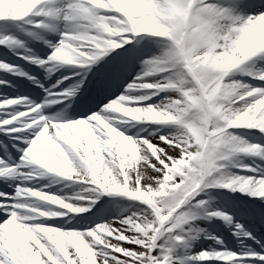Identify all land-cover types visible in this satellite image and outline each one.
I'll return each instance as SVG.
<instances>
[{
    "label": "snow or ice",
    "instance_id": "6c2138e0",
    "mask_svg": "<svg viewBox=\"0 0 264 264\" xmlns=\"http://www.w3.org/2000/svg\"><path fill=\"white\" fill-rule=\"evenodd\" d=\"M16 3L19 5L20 0H16ZM53 3L54 0H38V3L26 14L23 11L15 13L9 11L7 14L0 15V20L19 21L28 18L31 23L35 17H46L58 18L66 24V30L60 34L61 39L53 46L54 50L47 59L33 58L29 54L19 52L17 55L21 59L35 63L38 67L48 69L58 68L59 65L53 62H59L60 65L97 66L94 71L91 68H82V72L91 71V77L88 78L87 83L82 78L71 88L64 85V79H70V77L62 76L50 89L45 90L46 99L40 106L29 99L14 97L0 100V133L11 140L21 142L19 145H12L21 153L18 163L8 164L0 159V179L20 181L16 184L13 193L0 192V213H4L7 217L3 222H0V264H93V259L94 264H177L172 253L178 244H183L187 248L201 234L206 239L223 244V241L218 237L196 226V221L200 218H222L229 224H233L238 237L252 239L250 232L245 231L240 224L234 223L228 215L211 208L209 201L197 199L201 193L209 195L207 190L211 188L239 190L250 193L252 196L264 198V190H262L264 189V176L231 175L226 171L229 162L238 154H258L264 157V146L257 145V149L253 150L251 146L256 144L248 143L238 136L243 141L242 146H248L245 147L248 150L234 154L229 153L224 159L209 158L214 161L212 177L202 180L200 188L164 226L165 229L171 227V231L165 232L164 229H161L160 234L153 238L151 233L141 237L140 233L132 230L133 220L138 219L141 215L147 216L153 210L148 204L132 199L126 190H121L123 187H109L100 180L97 175V167L93 163V155L97 152L100 153L103 157V167L116 183L123 185L125 177L129 176L140 189L147 190L154 185L158 186L163 181L172 163L181 159L185 144L178 143L171 133L161 135L159 128L150 133V138L139 136L132 138L118 130L117 126H113L108 118L109 113L113 112L111 106L113 102H122L124 100L122 98H128V92L121 95L119 99L108 103L102 114H92L90 117L86 116L80 119L68 117L61 119L59 116L46 117L42 108L50 103H59L63 99L75 96L77 92L86 98L120 80L129 71L130 66L139 59L141 53L138 48L126 49L124 53L97 64L99 57L110 49L118 48L120 43L124 42L122 33H148L133 28L123 12L112 8H93L88 0H68L66 6L61 9L52 7ZM212 3L217 12L223 10L222 23L225 25L234 21L238 23L237 17H243L246 20L264 18V0H233L232 4H222L218 0H212ZM244 12H255V14L245 16L241 14ZM85 13L87 14L86 18L90 20L95 17H107L108 24L103 27L90 25L86 29L82 26L84 23L82 16ZM35 23L37 27L55 31V24H46L41 21H35ZM110 28L118 29V31L110 32ZM85 32L87 35H82ZM19 43L12 37L0 39V45ZM66 49L71 50L72 59L68 58ZM258 53H264V51ZM148 60L142 61V71L135 78L134 83L129 86V92L133 89L147 90L141 93L144 100L151 99L152 96L162 92L171 93L158 86L167 73L145 74V65ZM0 69L13 70L3 62H0ZM244 74L253 79L264 80V70H245ZM149 78L154 79L150 80ZM239 82L242 92L252 93L244 95L239 103H242L245 109L251 110L257 100L264 98V87H253ZM141 85H151V87H140ZM57 89L61 90L59 96L56 95ZM161 102L152 106L160 107L162 106ZM147 107L143 106L142 108ZM21 108L23 110H20ZM262 115L264 113L259 114L258 119ZM132 121H146L161 126L174 125L177 128L173 122L143 119ZM243 128L259 129L264 132V128L259 126ZM112 133H122L124 138L138 145L143 159L135 166V171L125 169L123 173L121 172L120 159L123 153L120 152L119 141L113 140ZM231 134L234 135L232 132ZM148 145H153L158 149L156 155L149 151ZM0 146L7 148L4 141H0ZM61 166L66 167L68 172L58 174L57 167ZM233 166L255 171L250 166ZM49 174L89 185L81 193H75L71 197H61L71 205L79 203L86 195L99 199V195L102 194H119L140 202L143 206L137 207L127 216L98 225L95 224L96 217L94 216L81 217V220L88 221L91 226L78 227L80 221H77L76 224L71 223V220L75 219L72 214L84 213L85 207L75 206L78 210L70 211L67 208L56 207L44 200L37 201V196L32 193L45 191L44 188L36 189L25 184V181L38 180ZM183 179H185L183 176H177L176 182L179 183ZM56 182L59 181H54V183ZM181 213L186 214V220L178 219ZM61 217L67 219L60 224H48L49 219L56 220ZM13 228L18 231L14 232ZM18 238L20 243L16 242ZM245 251L248 250L243 249L239 253H233L227 249H207L187 257L186 260L179 261V264H186V262L202 264L209 258L226 261L222 257L229 254L234 257L229 261L230 264H252L250 258L244 256ZM258 259L264 261V253Z\"/></svg>",
    "mask_w": 264,
    "mask_h": 264
},
{
    "label": "rangeland",
    "instance_id": "374dc122",
    "mask_svg": "<svg viewBox=\"0 0 264 264\" xmlns=\"http://www.w3.org/2000/svg\"><path fill=\"white\" fill-rule=\"evenodd\" d=\"M131 1L132 2L138 1L140 3L143 2L142 0H131ZM151 1H153L152 2L153 7L149 17L152 19V21L148 17L147 19L150 22L148 23L144 22L147 25L151 24L148 25L149 28L151 29V32H147L148 34H144V35L128 34V41L130 42L135 40V38H138V40L135 41V43L133 44V47H137L141 53L139 59L136 60L137 64L135 66H138L136 68V71L141 72L143 68L142 61L149 59L145 65L146 72L150 73L151 75L153 74L158 75L161 72L164 73L166 72L164 69L169 68V66L173 64V62L171 61L175 56L176 58L174 60V63H176V66L174 67L175 71L174 72H172V70L167 71L168 72L167 75L163 77L162 81L159 83V85H163L165 90L171 92L168 94L169 95L172 94L171 97L173 98V103L176 105V109L166 111L167 117H171L172 115H174L173 117L184 116V113L186 111H190L188 116L182 117L184 118L183 120H185V123H189L188 130L186 131V129H184L185 127L183 128V126L180 127L177 126L176 129L179 135L180 142H183L185 144V150L183 151V155L181 159L174 161L172 163V166L168 169L163 181H161L158 186L154 185L152 188H149L147 190L138 188V191L142 193V195L134 198L131 197L132 199L139 200L142 203L148 204L150 208L153 210V212H150L147 216L141 215L138 219L133 220L131 224L132 230L140 233L141 237L148 236V234L151 233V236L154 238L158 234H160L161 229H164L165 232L172 230L171 227L165 229L164 226L168 224V222L173 218V216H175L178 213L179 209H181L184 206V204L188 201V199H190L193 196V194L200 188V184L202 180L207 178L208 172L211 171L210 161L208 160V156H207L210 146L205 144L204 141L209 139L208 134L213 132V125L211 124L210 127H208L209 123L207 121L209 120L212 111L216 107V96H214V90H216V84L202 83L203 88L197 87V85H195V83L193 82L194 81L193 76L190 73L185 72L183 68L184 61L181 58L182 49L180 47L172 45L169 42L168 35L165 32L163 35L158 33L159 29H163L164 31L166 30L168 32V25L165 19L166 17H168L167 16V11L169 9L168 4L165 1H160V0H151ZM13 2L14 0H0V15L7 14L9 11L13 13L17 11L24 12L26 8H28V6L30 5L29 4L30 2L26 1L25 2L26 4H23L22 9H17V8L14 9ZM119 2L122 3L125 8L127 7L126 0H119ZM160 3L166 5V8H164L163 10L157 8L156 5ZM199 5H200L199 10L210 20L215 22L216 18L213 15H209L210 14L209 11L212 12V7H213L212 4L202 5L199 3ZM218 19L220 22H222L220 17H218ZM36 21H40V18L36 19ZM132 27L138 31V26L132 25ZM251 27L252 26L246 27L245 30H250ZM250 32L252 33L251 30ZM9 33L10 30L7 29L4 26V24L0 23V35H3V37H5ZM109 34H114V33H109ZM123 34L125 33H122V35ZM13 38L16 40L17 39L20 40V37L15 36V34ZM238 45L239 44L237 43V46ZM97 47H99V45H97ZM186 50L187 51L189 50L187 44H186ZM189 57H192V59L197 60L196 58H193L196 56L190 54V52H189ZM201 62H203L202 56L200 60L193 61L192 63L193 64L192 67L194 69L193 71L197 77H198L197 66ZM248 71H252V68H248ZM232 77L233 76L230 75L229 78L232 79ZM249 78L252 77L245 74L244 80L248 81ZM238 81L245 82L243 80H238ZM228 84H230V81L227 78H225L223 84L221 85L223 87L220 86V90L216 91V95H219L220 92L223 91ZM253 87H262V86L253 85ZM205 91H206V95L208 96L207 100H204L203 98V94ZM241 100L242 99H239L238 97H233L232 101H230L232 107L239 108L242 111L245 110L244 105L242 103H239V101ZM207 104H210V107H208ZM208 108L212 109L210 114ZM261 113H264V98L257 100L255 104L252 106L250 110V118L258 120V116ZM205 128L207 129L206 132L200 131V129H205ZM238 130L239 129L236 130L235 128L230 129V131L234 135L241 137L242 139L245 140V137L243 135L238 134L237 132ZM243 130H249L254 132L261 131L259 129H248V128H244ZM216 135H219V133H217ZM245 141L251 144L260 145L259 143L255 142L256 140H253L252 138L250 139L251 142L249 140H245ZM243 147H248V146H243ZM252 149L256 150L257 148H252ZM262 161H264V157L258 154L249 155V154L241 153L238 154L235 158H233L232 161L229 162V167L226 169V171L228 174L231 175H241L247 177L257 176L255 175L257 171L256 164ZM233 165L250 166L252 169H255V171H248L244 167L233 166ZM95 166L97 167V171L100 172L102 168L98 161H96ZM127 169L129 171H135V161L133 157H131V164L127 167ZM180 169L183 170L180 171ZM184 174H186V176L184 177L185 179L177 183L176 177L183 176ZM101 180L104 183H106L109 187L125 188V186H127V189L129 190H137L138 187L136 184L132 182L131 177L129 176L127 179L125 177V181L123 185L116 183L110 177L109 173L106 174V176L103 177ZM83 189L86 188L76 189L75 193H81ZM226 190L233 191L231 189H226V188H211L207 190L209 195L201 193L200 196L197 197V199L207 200L209 201V205L213 206L212 207L213 209L221 211V209H219V206L221 205L222 201L227 202L223 196ZM235 191L237 193L244 194L248 197H256V196H252L250 193L241 192L239 190H235ZM108 195L109 194L99 195V199H94L93 196L86 195L82 198V200L79 203H74V205H71L65 201L64 204H66V206L70 208V210H74V211L78 210L75 206L85 207L86 210H89L97 201L101 202L102 198H106V196ZM111 195L115 197L119 196L120 199L119 201L115 200L114 202H112L109 205V209L102 210L103 213H107V212L111 213V211L114 210L115 212H119L121 214L120 216L122 217L129 215L132 211H135L137 207L143 206L140 202L133 201L128 197H124L119 194H111ZM222 213L225 214L224 212ZM178 219L186 220L187 219L186 214L181 213ZM110 220H117V218L109 216L108 218H105V220H103L101 223H106ZM207 220L213 225H215V223H219L218 224L219 226L224 224L222 218L213 217ZM218 229L215 236L218 237L220 240H222L224 238L223 233L221 234V232ZM101 231H103V229H101ZM234 232L235 231H232V233ZM120 238L123 239V237ZM183 248H184L183 244H178L177 247L173 249L172 254L176 258L177 264H179V261H181V256L177 254ZM93 264H94V259H93ZM186 264L189 263L186 262Z\"/></svg>",
    "mask_w": 264,
    "mask_h": 264
},
{
    "label": "clouds",
    "instance_id": "9594fccd",
    "mask_svg": "<svg viewBox=\"0 0 264 264\" xmlns=\"http://www.w3.org/2000/svg\"><path fill=\"white\" fill-rule=\"evenodd\" d=\"M94 2L98 4L99 8L108 7L105 0H94ZM156 7L163 10L166 8V5L160 3L157 4ZM199 9V4H194L192 6L191 18L188 23L193 27V31L186 43L190 54L195 55L197 60H200L201 56L203 57V62L197 66L200 82L216 84V90H214L216 107L207 121L213 125V132L209 133V139L204 141L205 144L210 146L207 156L210 161L211 171H209L207 175L211 178L214 161L210 160V157L224 159L229 153L234 154L248 150L242 146L243 141L237 136L232 135L229 130L232 128L255 126L264 128V115L258 120L251 119L250 110L245 109L242 111L239 108H233L230 102L233 97L243 99L244 95H250V93L242 92V87L238 80L230 79L229 77L230 74L243 65L249 57V51L245 48L237 47V41L241 38V31L249 27L253 20L237 17L238 23L234 21L231 24L225 25L220 21L213 22ZM165 19L169 32H174L178 26H183L182 22L178 25L170 17H166ZM145 22L148 23L150 21ZM107 24V17H95L92 19V26L94 27H103ZM109 31H118V29L110 28ZM158 33L163 35L164 30L159 29ZM241 56H243V59L239 58ZM225 78L230 81V84H228L219 95H216V91L220 90V86L223 84ZM145 87H151V85H146ZM123 99L125 98H122V100ZM111 111L120 113L132 120H154L161 115L152 105L148 106L146 109H133L121 107L118 102H113ZM206 130V128L200 129L201 132H205ZM217 133H219V135H216ZM116 134L123 137L122 133ZM251 147L257 148L258 146L252 145ZM138 188L139 187H137V190H129L127 186H125V188L121 190H126L127 194L134 198L142 195V193L138 191ZM32 194L37 197L42 196L39 192ZM42 198L48 200L54 199L53 197Z\"/></svg>",
    "mask_w": 264,
    "mask_h": 264
},
{
    "label": "bare ground",
    "instance_id": "6f19581e",
    "mask_svg": "<svg viewBox=\"0 0 264 264\" xmlns=\"http://www.w3.org/2000/svg\"><path fill=\"white\" fill-rule=\"evenodd\" d=\"M26 1L27 0H20V4L17 5L16 0H14V2H13L14 9L15 8L21 9V7L23 6V4H25ZM111 1H114V0H111ZM218 2L222 3V4H232L233 3V2L232 3L231 2L224 3L225 0H219ZM67 3H68V0H54V8L61 9V8L65 7ZM134 3L136 4V3H138V1H135ZM241 14L246 16L245 12L241 13ZM221 15H223V11L221 12ZM215 18H216V16H215ZM57 20L58 19H53L52 20L51 24H55L56 27H55V31L50 30L49 36H52L53 34L57 33L58 30H56V29H59L62 26L61 23L57 22ZM216 21H218V20H216ZM251 25L259 33H261V37H260L259 42L257 44L259 46H260L261 42H263V44H264V18H259V19L253 20ZM28 43H29V45L27 47L20 48V49H15L14 51H21V52H24L25 54H29L30 53V55L33 56V57L36 56V52H39L38 49H40L37 46V43L34 42V40H29ZM260 48L264 49V46H261ZM66 52L68 53V58L72 59L71 50L70 49H66ZM56 63L60 67L63 66V65H60L59 62H56ZM66 66H67L66 71L68 72L70 69H69L68 65H66ZM263 66H264V62L263 61H258V62H256L253 65V68L256 71H261ZM27 67L30 69V72H32V74H33L35 69H32V67H29L28 64H27ZM136 76H138V74ZM132 78H134V76H132ZM25 79H26V76H21L19 78V80L15 81V82L21 84V83H23V81H25ZM26 80H29V78L26 79ZM44 84H46V83L44 82ZM7 85H10V84H7ZM145 86L146 85H141L140 87H145ZM45 87H48V85L45 86ZM0 91H1L0 98H2V99L9 98V96L13 92V90L10 89V87H7L6 85L4 87H1ZM142 91H147V90H136V89H133V90H131L129 92V87H128L127 92L129 93V95H133V96L125 98L122 102L119 101L118 103L120 104L121 107H127V108H133V109H137V108L146 109V108H142V107L143 106H150V105L159 104L161 102V100H163L167 96V95H165V96L163 95L160 98L155 99L156 95H154V96L151 97V99L144 100L141 97ZM38 96H40V95L38 94ZM157 97H158V95H157ZM161 105L162 106H160V107L153 106L156 109L157 112L161 113V116L165 115V113H164L165 111L173 110V109L176 108V106L173 103V98L172 97H166L165 100L161 102ZM132 106H135V107H132ZM105 108L106 107L101 109L98 114H102V112H103V110ZM90 116L91 115H89L87 117H90ZM161 116H158L156 119L151 120V121L160 122V121H162V119H160ZM108 118L112 122L113 126H117L118 130L124 132L125 135H128V136H130L132 138H136L138 136L142 137V138H150V133L156 129V128H153V127H141V128H139V130H135V131L131 132V134H132L131 135V134H129V129L131 128V126L124 125V124H128V123L131 124L132 120H130V118L124 117L122 114L114 113V112L109 113V117ZM141 122L149 123V124H147L148 126H151V124H152V126L153 125L154 126H158V127L160 126V125H156V124L151 123V122H146V121H141ZM169 133H171V135H173L176 138L178 143L180 142L179 135H178L176 129H170L169 131H162V129H160V134L161 135H167ZM111 135H112L113 140H118L119 141L120 152L123 153V156L120 159V167H121V169H123V170L127 169V167L131 164V157L134 158L135 166L138 165L140 160L143 159V157L140 155V149H139L138 145L135 144L134 142H131V141L127 140L124 137L118 136L116 133H112ZM148 148H149V151H151L153 153V155L157 154L158 149L155 146L148 145ZM96 161H98L100 163V166L102 168L100 170V172L97 174L98 178L102 179L103 177L106 176V174H108V171L103 167V157L98 152L95 153V155H93V163L96 164ZM261 165H262V169H263L262 170L263 171L262 176H264V163H262ZM67 172H68V169L66 167H63V166L57 167V173H67ZM127 178H128V176H126V179ZM38 180L42 182V184H39L40 188H44L45 190L51 191V192H46L45 195L42 194L41 197H53L54 199H51V203L53 205H65V204H63V202L65 200L62 199L61 197H65V196L71 197L73 194H75V192L73 193V190H74L73 187L65 186V185L63 186V184H61V181L59 179H57V178H52V177H49V176H45V177H42V178H40ZM11 181L17 182L16 179H8V180L0 179V184H2L3 182L4 183H8V184H12ZM54 181H59V182L54 183ZM18 182H20V181H18ZM27 182H29V181H25V183H27ZM35 182H37V180ZM30 183L32 184L33 182L30 181ZM52 193L57 194L58 196H55ZM259 199L264 200V198H259ZM37 201H39V199H37ZM257 202H259L261 204H264V201H257ZM2 214H4V213H0V220L2 219ZM113 215H114L113 217H116L117 219H119L121 217L120 216L121 214L117 213V212L115 214H113ZM256 221H257V224H261L262 223L261 225H263L264 216L261 215V214H258ZM197 223L200 224V225H198V228L204 229V230H206V232H208L210 234L215 233V230H213V229L208 227L209 225H207L208 223L205 221V219H203V218L201 219L200 218V219L197 220L196 224ZM204 224H206V225H204ZM86 226H88V224H86L85 227ZM233 228H234L233 224H229V223H227L225 225V228H223V230L228 235V236H226V239L223 240V244L217 243V247H214L213 243H212L213 240L206 239L204 237V235L201 234L200 236L197 237V239H195V240H193L191 242L189 247H187V248L184 247L179 252V255L181 256L182 260H186L187 257H189V256H191L193 254L199 253L201 251L207 250V249L221 248V249L231 250L233 253H239L243 249H247L248 251H245V253H246L245 257L250 258L252 263H255V264L258 263L257 262L258 261V257L262 253H264V246H262V247H260L258 249L260 251L259 253H256L255 250L253 248H251L249 246V244H245L244 241H243V243H240L241 246H239V247L233 245L232 241L234 242V241L240 240V239H237V236L229 235V233L226 231V230H231ZM12 230L14 232L18 231V229H15V228H13ZM16 242L20 243L19 238L17 239ZM222 258L225 259L226 261H222V260L216 261V260H214L212 258H209V259L203 261L202 264H225V263L229 262L231 259H233L234 257L231 254H229V255H225Z\"/></svg>",
    "mask_w": 264,
    "mask_h": 264
}]
</instances>
